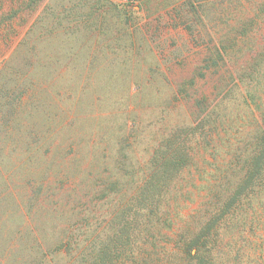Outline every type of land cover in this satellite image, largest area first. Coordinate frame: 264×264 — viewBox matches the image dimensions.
<instances>
[{"label": "trees", "instance_id": "trees-1", "mask_svg": "<svg viewBox=\"0 0 264 264\" xmlns=\"http://www.w3.org/2000/svg\"><path fill=\"white\" fill-rule=\"evenodd\" d=\"M137 1L143 10L151 3ZM97 2L114 8L111 0ZM214 2L193 12L197 23L183 21L205 49L201 64L176 82L162 74V88L150 78L135 88L98 85L94 52L72 78L58 72L63 84L50 81V24H37L30 56L11 85H0V264L17 253L35 264L57 256L67 257L65 264H112L134 259L139 241L158 258L165 231L173 232L179 264H224L233 244L264 231V0ZM148 93L166 104L159 128L148 129ZM148 130L154 136L141 154ZM126 166L149 170L138 191L147 197L112 209L105 200L117 191L113 177L139 173ZM192 172L212 181L188 190L179 180ZM180 193L198 194L200 208L184 215L157 205Z\"/></svg>", "mask_w": 264, "mask_h": 264}, {"label": "rangeland", "instance_id": "rangeland-1", "mask_svg": "<svg viewBox=\"0 0 264 264\" xmlns=\"http://www.w3.org/2000/svg\"><path fill=\"white\" fill-rule=\"evenodd\" d=\"M97 1L0 0V85L2 83L4 86L11 85L13 74L23 67L22 62L30 56L29 41L36 35L38 23L50 24V81L54 83L63 84L58 72L62 71L64 78H72V75L81 71L83 57L93 52L100 54L93 70L96 73L98 85L103 87L106 84L113 87L115 84L132 85L131 87L135 88L146 85L149 82L146 79L150 78L151 87L162 88L164 74L170 82H176L178 79L188 77L194 68L201 64L205 49L191 41L183 21L197 23L198 14L195 15L193 12L210 8L216 3L214 0H151L150 6L144 7V10L137 0L133 2L111 0L114 6L111 10L100 8L101 4ZM187 10L190 13H187ZM125 17L133 20L125 25ZM159 23V28H156ZM130 35L134 41L144 39L145 42L132 43ZM168 59L172 62H168ZM109 77L112 78L109 79ZM64 81L69 82L66 79ZM199 83L203 84V81L199 80ZM203 90L210 94L209 85H205ZM148 97L151 99L145 117L146 122L150 124L148 129L158 123L159 128L162 123L161 118L166 116V112L162 111L166 104L163 103L161 94L152 93L151 96L148 93ZM158 108L162 111L160 119H156ZM167 119L173 122V117H167ZM165 123L170 122L165 120ZM146 136L149 140H144L143 144L137 148V152L141 151V154L146 147L150 146L154 132L148 130ZM126 167L125 170L128 169V166ZM142 169L144 171L128 169V172H139L137 174L116 173L113 181L118 186L117 191L105 200L110 202V208L120 206L119 204L128 197L135 196L132 199L136 202V198L142 200L147 197L145 193L143 195L138 193L147 185L144 182L145 176L148 177L151 174L149 170ZM112 170L117 172L114 168ZM193 173L186 176L185 181L179 180V184H189L188 190H190L193 184L200 186L212 181L207 178L201 180L196 172ZM153 183L159 186L162 180L160 177H154ZM201 200L198 194H191L189 197L185 194V197H182L180 193L176 198L166 202L161 196L157 205H160L161 210L176 212L179 209L178 211L187 215L200 208ZM103 203L105 204L104 199ZM108 207L109 203L104 206V212L108 210ZM47 222L49 226L50 219ZM142 229L143 226L138 224L136 230L142 231ZM172 233V231H165L167 236L165 240H162L160 248L162 256L156 258L151 248L139 241L135 244L134 259L124 262L116 259L112 264H179L175 261L178 247L175 242L169 241L173 237ZM246 236L247 240H241L239 244L244 246V251H238L239 245L233 244V251L227 254L228 258L223 259L224 264H264V231L256 230V234H246ZM42 250L45 252L50 250V238L47 237L43 241ZM33 259L27 254L17 253L15 258L5 262L35 264L36 261ZM66 259L67 257L57 256L50 264H65ZM221 262L218 264H223Z\"/></svg>", "mask_w": 264, "mask_h": 264}]
</instances>
